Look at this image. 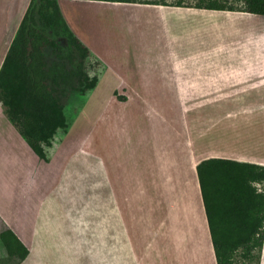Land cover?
<instances>
[{
	"label": "rangeland",
	"instance_id": "obj_1",
	"mask_svg": "<svg viewBox=\"0 0 264 264\" xmlns=\"http://www.w3.org/2000/svg\"><path fill=\"white\" fill-rule=\"evenodd\" d=\"M59 4L72 31L101 61V65L97 66L100 80L92 90L83 85L78 77L75 80L80 86L67 84L73 88L69 90L71 98L66 105L70 125L61 141V130L55 137L53 142L57 146L51 151L48 162L40 160L12 126L16 132L14 134L21 138L23 149H27V152H22L19 161L20 183L16 195L10 191L15 205L20 200H33L36 203L45 200L44 215H48L51 200L59 205L70 200H87V197L91 200L93 184L105 178L108 171L111 175L112 172L116 173L128 188L134 184L140 186L141 173L146 171L148 175L155 176L158 171L180 160L179 139L174 125L181 124L178 122L183 120L182 111L185 108L191 117L196 115L199 127L210 121L220 123L207 135V139L204 137L195 145L198 154L204 150V143L224 150L227 145L228 148H237L236 142L240 141L244 143L242 150L247 148L252 131L250 122L255 116L264 119L263 18L241 16L231 19L233 25L229 27L235 26L237 31L229 35V44L218 52V55L228 58L233 54L244 58L256 57L259 58L257 64L228 63L226 68L220 66L200 72V68H190L178 62L174 27L172 24L167 27L170 30L167 39V33L154 10L142 5L82 3L74 0H60ZM252 31L255 40L250 36ZM186 75L201 78L200 85L198 83L196 86L198 91L221 95H177L178 86L174 81L178 76ZM230 92L237 94L226 95ZM241 92L251 95H241ZM244 106L262 108L255 116H249L242 109L239 110ZM156 110L165 118L158 116ZM181 145L186 146L184 143ZM10 148L9 161L0 159V169L7 167L5 174L0 175L2 206L5 204L4 194L9 192L8 187L12 183L7 169L19 159L17 149L11 145ZM179 153H183L181 149ZM95 155L100 156L106 168L99 167V160L98 166L95 165ZM181 160H185L184 164L189 163L186 157ZM101 183H105L104 180ZM257 186L264 189V184ZM11 213V206L5 214L0 209L3 220L10 218ZM20 218L25 220L23 215ZM45 224L47 227H42V224L38 227L36 241L30 240L33 248L39 251L37 264H110L113 261L114 257L110 256L108 249L110 240L106 237L98 240L92 221H88L87 217H79L71 225L69 221L52 214ZM73 229H77L78 235ZM190 242L185 240L187 245ZM190 248L176 264H186L185 260L192 261L191 264H212L209 250L205 256H201L190 252ZM6 254L0 239V255L5 257ZM166 259L164 255L161 257L162 264H167ZM23 261V264H34L33 258ZM236 262L256 264L255 260H245L240 251ZM5 264L12 263L7 261ZM260 264H264V246Z\"/></svg>",
	"mask_w": 264,
	"mask_h": 264
},
{
	"label": "crops",
	"instance_id": "obj_2",
	"mask_svg": "<svg viewBox=\"0 0 264 264\" xmlns=\"http://www.w3.org/2000/svg\"><path fill=\"white\" fill-rule=\"evenodd\" d=\"M74 1L142 5L154 10L157 13V18L161 20L162 28L167 33V39H169L170 33L167 27L171 24L174 27V41L177 40L178 43V55H176L178 62L186 64L190 68H200V72L220 66L226 68L228 63L231 65L258 63L259 58L256 57L244 58L242 55L233 54L231 58H228L220 54L223 56L221 57L218 52L219 49L223 50L229 44V35L237 31L235 26L229 27L230 24L233 25V21L230 22L231 19L241 18V16L264 19L262 14L240 10L139 2ZM27 2L28 0H0V67L20 26ZM223 22L226 24L224 25ZM253 34L254 32L250 36L252 37ZM252 38L255 40L254 37ZM200 82L201 78L196 75L178 76L174 81L178 86L177 95H221L216 92L198 91L196 86L198 83L200 85ZM115 90L117 89L115 88ZM235 94L237 93L230 92L226 95ZM240 94L251 95L247 92ZM261 108L259 106H249L248 108L244 106L239 107V110L242 109L249 116H255ZM211 109H213L212 106ZM155 113L162 116L163 119L165 118L158 110ZM182 113H184L183 120L178 122L181 123L179 126L174 125V131L179 139L178 148L183 153L180 155L178 149L180 160L175 165L162 169L161 172L158 171L155 176L148 175L145 171L141 173L140 186L134 184L129 188L116 173L112 172L111 175L108 171V176L104 175L105 178L99 179L97 183L93 184L91 200L87 197V200H70L62 202L61 205L51 200L48 206L50 214L44 215L45 200L40 203L33 202V200L31 202L20 200L16 202V205L12 201L10 191L16 195L20 183L19 161L22 152H27V149H23L21 138L15 135L13 124L0 106V159L9 161V156L12 153L10 145L17 149L19 154L17 163L10 165V169H7V172L12 176V183L8 187L9 192L4 194L5 204H3L4 206L0 204V209L5 214L8 207L11 206L12 215L6 220L0 217V222H4V224L0 223V232L10 228L27 245L30 252L23 262L28 258H33L34 264H37L39 251L37 252L33 248L30 240L36 241L38 227L40 228L41 224L42 227H47L45 222L48 220V216L56 214L58 218L69 221L71 225L83 216L87 217L88 221H92L96 238L100 240L102 237H106L110 240L108 249L110 256H113V261H115L110 264H162L161 257L163 255L165 259L168 258L169 263L166 262L167 264H176L179 263L181 257L186 256L185 252L188 247H191L190 252L199 253L201 256H205L209 250L212 254V264H217L197 174V164L209 157H225L264 165V119L260 120L255 116L251 122L249 120L252 131L249 135L250 139L245 137L249 139L247 148L243 149L245 152L242 150L244 143L238 141L236 142L238 143L237 148L232 146L228 148L227 145L224 150L204 143V150L198 154L195 145L199 143V140H204V137L207 139V135L220 123L214 124L210 121L203 127H199L196 115L191 117L186 113V108ZM228 117L232 116L228 115ZM181 143L186 146L183 147ZM95 157H97L95 165L98 166L97 160H99V167L106 168L100 156L95 155ZM184 157L189 159L188 164H184L185 160H181ZM6 168L5 166L0 169V175L5 174ZM103 180L105 183H101ZM9 199L11 200L9 201ZM21 215L25 220H21ZM73 232L78 235L77 229H73ZM185 240H190V245H187ZM0 257L4 256L0 255ZM175 257L178 259L175 260ZM191 262L185 260L184 263L191 264Z\"/></svg>",
	"mask_w": 264,
	"mask_h": 264
},
{
	"label": "trees",
	"instance_id": "obj_3",
	"mask_svg": "<svg viewBox=\"0 0 264 264\" xmlns=\"http://www.w3.org/2000/svg\"><path fill=\"white\" fill-rule=\"evenodd\" d=\"M264 15V0H108ZM101 61L66 22L59 0H28L20 26L0 67V106L30 148L49 161L59 131L68 132V83L89 89L100 80ZM80 83V84H81ZM80 86V85H79ZM55 144V145H54ZM201 193L217 264H238L237 253L260 264L264 246V165L225 157L197 164ZM7 255L20 264L29 248L8 228L0 232Z\"/></svg>",
	"mask_w": 264,
	"mask_h": 264
}]
</instances>
